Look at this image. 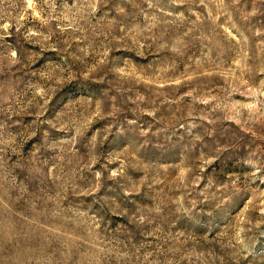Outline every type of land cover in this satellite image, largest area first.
<instances>
[{
  "label": "rangeland",
  "instance_id": "1",
  "mask_svg": "<svg viewBox=\"0 0 264 264\" xmlns=\"http://www.w3.org/2000/svg\"><path fill=\"white\" fill-rule=\"evenodd\" d=\"M0 264H264V0H0Z\"/></svg>",
  "mask_w": 264,
  "mask_h": 264
}]
</instances>
